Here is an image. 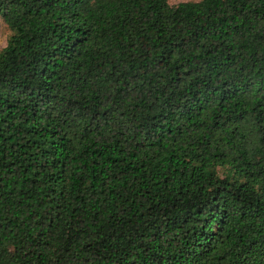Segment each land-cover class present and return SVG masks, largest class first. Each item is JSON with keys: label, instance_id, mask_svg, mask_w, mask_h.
Wrapping results in <instances>:
<instances>
[{"label": "trees", "instance_id": "obj_1", "mask_svg": "<svg viewBox=\"0 0 264 264\" xmlns=\"http://www.w3.org/2000/svg\"><path fill=\"white\" fill-rule=\"evenodd\" d=\"M0 0V264H264V0Z\"/></svg>", "mask_w": 264, "mask_h": 264}, {"label": "rangeland", "instance_id": "obj_2", "mask_svg": "<svg viewBox=\"0 0 264 264\" xmlns=\"http://www.w3.org/2000/svg\"><path fill=\"white\" fill-rule=\"evenodd\" d=\"M182 1H188V0H169L168 2L170 5H176ZM193 1H195V0H193ZM8 33H9L8 27L0 18V49L6 44V39H7Z\"/></svg>", "mask_w": 264, "mask_h": 264}]
</instances>
